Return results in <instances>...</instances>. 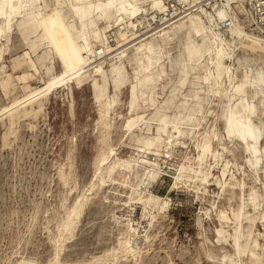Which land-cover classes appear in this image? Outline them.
<instances>
[{
  "label": "rangeland",
  "instance_id": "374dc122",
  "mask_svg": "<svg viewBox=\"0 0 264 264\" xmlns=\"http://www.w3.org/2000/svg\"><path fill=\"white\" fill-rule=\"evenodd\" d=\"M44 1L38 26L22 21L24 13L12 15L6 25L0 20V264H252L248 252L254 241L258 264H264L261 165L249 168L241 145L224 133L225 100L211 95L204 80L213 71L211 56L201 59L207 72L195 70L180 87L179 71L169 61L182 47L171 38L159 43L163 66L150 89L152 98L138 96L132 104L134 74L125 63L124 86L116 89L106 81L105 96L116 93L117 102L104 120L96 96L101 78L90 74L75 83L69 76L78 21L62 6L66 17L54 16V0ZM131 56L129 50L127 60ZM17 59L20 65L13 69ZM225 61L237 80L264 68V54L253 48L236 50L233 60ZM187 98L191 120H185L188 110L179 109ZM160 106L161 113L177 120L163 132L151 120ZM258 108L260 121H253L261 124L257 146L262 150L264 100ZM130 117L142 121L126 132ZM145 141L151 142L148 151ZM206 141L209 152L200 159ZM151 165L157 166L154 182L145 179ZM201 173L206 180L199 184ZM251 193L257 196L255 210L248 204ZM80 196L83 207L54 258L52 237ZM242 202L239 242L249 249L237 255L235 214Z\"/></svg>",
  "mask_w": 264,
  "mask_h": 264
},
{
  "label": "bare ground",
  "instance_id": "6f19581e",
  "mask_svg": "<svg viewBox=\"0 0 264 264\" xmlns=\"http://www.w3.org/2000/svg\"><path fill=\"white\" fill-rule=\"evenodd\" d=\"M164 1L165 0H54V16H61L62 19H64L66 15L59 9L66 7L69 16H73L78 21V44L72 48V52L75 55L74 67L70 70L69 74L72 82L78 83L90 74L101 78L102 83L97 85L98 90L96 91V96L100 98L99 112L101 118L104 119L108 111L117 102L116 93L105 96L107 91L106 81L110 79L116 89L122 87L127 78L125 63L131 66L134 74V84L131 85L130 96L132 104L138 96H146V98L149 97L148 99L152 98L151 93H149L151 92L150 89L159 79L163 66L161 65L163 56L159 48L161 47L159 43L163 46L171 38L172 41L175 40L179 43L178 47H182L180 54H178L174 60L169 61V63L177 67L179 71L177 83L180 87L183 86L188 75L195 70L200 69L203 70V73H206L208 64L201 66V59L204 55L211 56L210 63L213 65V71L211 74L205 75L204 80L209 85L208 92L211 93V95L223 97L225 100L226 110L223 115L224 133L229 139H234L241 145L244 153L247 155V164L249 168L254 170L259 164L261 165L259 168L261 169V175L264 181V147L261 150L257 146L262 135L261 124H256L253 121L254 117L259 120V114L257 113V115L256 112H258V106L262 105L264 100V68H259L255 71L252 78L244 74L240 80H237V77H234L229 72V69L223 65L225 60H233L236 50L253 48L257 52L264 54V36L260 34L256 28H249L244 25L245 20L242 5H235L234 7L238 18L236 19L237 23H234L228 30L222 31L219 25L227 17L226 10L218 9L215 16H212L202 8H199V0H175L178 5L187 9V13L183 18H178L159 30L144 32L142 34L139 33L137 29L140 17L142 15L147 16V13L154 16L162 13L165 10ZM41 2H44V7H47L44 0H0V20L2 25H6L12 15L21 13H24L25 17L22 21H25V23H32L34 26L40 25L41 22H39V19L43 9ZM193 8H199L200 10L199 12H192L195 10ZM98 20L102 22L101 26H97ZM241 20L243 21L242 23L239 22ZM1 29L3 30V28ZM1 29L0 34L2 33ZM109 34L113 35L116 40L114 48L108 44ZM181 39H185V41L181 42ZM129 50H131L133 56L127 60V52ZM246 64L248 63L246 62ZM19 65L20 62L17 59L13 69ZM46 81L49 83L51 78H47ZM223 81L224 85L227 82L228 88L222 89ZM9 82L8 78L3 80L1 83L2 88L7 89ZM116 89L114 90L116 91ZM136 90H138L137 93ZM174 97V94H172L171 99L167 103L172 104ZM256 100L257 103H255ZM189 101L190 99L187 98L181 107H179L180 110H188L185 120H191L192 116L190 108L187 107L190 105L188 103ZM162 109L163 106L155 107L156 113L153 119H151L157 123L158 132H163L167 125L173 127L177 124L176 118L169 119L165 114L160 112ZM141 121V118L133 117L131 119L132 125L127 128L126 132L131 131L132 128ZM150 144L151 142L145 141L143 144L145 149L143 150L148 151L149 148L147 147ZM107 149L100 151L98 154L96 158L97 165L101 164L104 160ZM208 152L209 142L206 141L203 145L200 159L205 157ZM156 165H151V168L147 167L145 169L146 180L151 182L156 180ZM97 170H99V166L96 167V171ZM67 175L69 174L67 173ZM205 180L206 174L201 173L199 184ZM173 185L176 186V183ZM143 195L144 194H142V196ZM248 204L253 210L258 206L255 193H251L248 196ZM154 205L156 206V204ZM244 205L245 204L242 202L235 214L237 224L243 215L242 211ZM82 207L83 201L80 196V198L77 197V199L71 203L65 214L62 213L64 216L58 224L56 236L52 237L55 243V245L53 244L55 246L54 258L58 257L60 242L67 239L71 230L74 228L76 218H78V214ZM69 217L71 219H69ZM261 219H264V213ZM238 225L239 227L235 229L234 233L235 239L233 240V248L235 253L240 255L249 248L248 244L245 243L242 245L239 242V238L242 237V229L241 223ZM127 226L131 229L128 223ZM132 230L135 235L136 229ZM220 233V231H217V236H221ZM256 245V241H254L253 248L248 252L249 262L252 264H258L257 255L254 252V247H256ZM17 264L30 263L21 261Z\"/></svg>",
  "mask_w": 264,
  "mask_h": 264
},
{
  "label": "built area",
  "instance_id": "2783aa9c",
  "mask_svg": "<svg viewBox=\"0 0 264 264\" xmlns=\"http://www.w3.org/2000/svg\"><path fill=\"white\" fill-rule=\"evenodd\" d=\"M164 3L165 10L157 16L147 13V16L140 17L137 29L139 33L159 30L176 19L183 18L187 13V9L178 5L175 0H165ZM235 5H242L245 24L249 28H256L264 36V0H199V8L212 16H215L218 9L226 10L227 17L219 25L222 31L228 30L234 23H237ZM199 8H193L195 10L192 12H199ZM111 36L113 35L108 36V44L114 45L116 40L114 36Z\"/></svg>",
  "mask_w": 264,
  "mask_h": 264
}]
</instances>
